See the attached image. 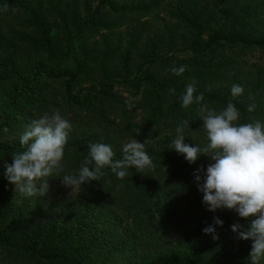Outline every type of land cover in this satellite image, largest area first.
I'll return each instance as SVG.
<instances>
[{
	"label": "trees",
	"instance_id": "16d2710c",
	"mask_svg": "<svg viewBox=\"0 0 264 264\" xmlns=\"http://www.w3.org/2000/svg\"><path fill=\"white\" fill-rule=\"evenodd\" d=\"M193 81L208 108L231 101L240 123H264V0H0V264H250L251 240L231 227L244 222L228 209L207 211L182 239L167 234L179 196L203 203L193 173L214 163L169 148L182 120L185 143H208L201 105L179 99ZM54 111L72 124L63 171L45 196H22L4 164L23 151L17 134ZM132 138L154 170L119 179L105 167L74 191L62 184L89 142L120 159ZM209 225L218 240L203 232Z\"/></svg>",
	"mask_w": 264,
	"mask_h": 264
},
{
	"label": "clouds",
	"instance_id": "9594fccd",
	"mask_svg": "<svg viewBox=\"0 0 264 264\" xmlns=\"http://www.w3.org/2000/svg\"><path fill=\"white\" fill-rule=\"evenodd\" d=\"M3 10L7 11L8 6ZM171 71L179 76L186 71V66L173 67ZM196 91L193 81L185 86L179 99L185 109L194 103L201 105L199 112L208 143L204 146L185 143L184 132L189 128V121L182 120L169 148L183 155L190 164L202 154L211 157L214 163L207 166L206 173L203 166L193 173L198 190L203 193V203L208 211L228 209L249 220L247 226L234 223L231 227L238 239L252 241L248 259L250 264H260L264 260V123L259 120L240 123V111L231 101L219 112L210 109L202 104L203 94L195 95ZM243 91L241 85L231 87L233 97ZM169 92L175 94L176 90L169 89ZM126 103L130 109L134 107L132 100ZM255 107L250 104L247 110L252 112ZM71 130L72 124L59 111L45 113L25 127L20 135L23 151L12 153V162L4 164L5 176L15 185L16 192L25 197L47 194L49 178L63 171L64 151ZM122 153V158L114 159L111 145L89 142L88 155L81 161L78 172L60 177L62 184L74 191L91 181H99L105 175L102 171L105 167L119 179L128 176L132 168L143 173L156 167L145 150V142L132 138L123 144ZM214 224L222 226L223 221L214 217ZM203 232L213 240L219 239L212 225Z\"/></svg>",
	"mask_w": 264,
	"mask_h": 264
},
{
	"label": "rangeland",
	"instance_id": "374dc122",
	"mask_svg": "<svg viewBox=\"0 0 264 264\" xmlns=\"http://www.w3.org/2000/svg\"><path fill=\"white\" fill-rule=\"evenodd\" d=\"M135 65L136 59L130 66L131 70L135 69ZM20 135L17 134V138H19ZM207 211V206L204 203H201L200 200L197 201L193 196H179L175 212L167 227V234L170 241L173 242L182 239L186 233L194 228L199 218ZM229 212L231 218L242 220L244 225L249 223V220L239 217L238 213L235 211L229 210Z\"/></svg>",
	"mask_w": 264,
	"mask_h": 264
}]
</instances>
